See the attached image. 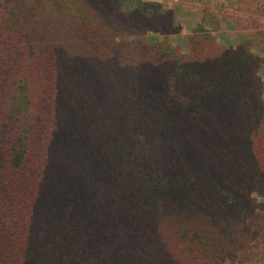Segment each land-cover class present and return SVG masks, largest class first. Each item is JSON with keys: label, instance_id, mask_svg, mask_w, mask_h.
<instances>
[{"label": "trees", "instance_id": "obj_1", "mask_svg": "<svg viewBox=\"0 0 264 264\" xmlns=\"http://www.w3.org/2000/svg\"><path fill=\"white\" fill-rule=\"evenodd\" d=\"M132 5L0 0V264H225L255 243L260 53L201 24L183 53L147 37L180 32L172 10Z\"/></svg>", "mask_w": 264, "mask_h": 264}, {"label": "rangeland", "instance_id": "obj_2", "mask_svg": "<svg viewBox=\"0 0 264 264\" xmlns=\"http://www.w3.org/2000/svg\"><path fill=\"white\" fill-rule=\"evenodd\" d=\"M136 0H121L122 8L129 9ZM145 4L158 2L161 9H170L174 19L181 26L178 34L161 35L148 32L150 40L167 38L172 45H179L183 53L187 51V39L201 24L217 42L236 45L244 36L251 41L252 48L259 52L261 65L259 75L264 83V0H142ZM260 3H262L261 7ZM115 1L113 4L115 6ZM148 6V5H147ZM116 9V7H115ZM248 222L258 237L252 248L244 255L228 257L225 264H264V215L249 218Z\"/></svg>", "mask_w": 264, "mask_h": 264}]
</instances>
